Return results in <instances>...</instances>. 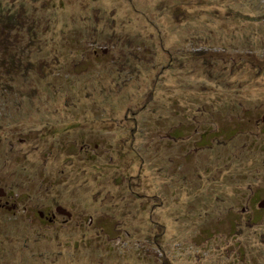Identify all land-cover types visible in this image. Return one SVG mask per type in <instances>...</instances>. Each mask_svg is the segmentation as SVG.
Masks as SVG:
<instances>
[{"label": "rangeland", "instance_id": "1", "mask_svg": "<svg viewBox=\"0 0 264 264\" xmlns=\"http://www.w3.org/2000/svg\"><path fill=\"white\" fill-rule=\"evenodd\" d=\"M1 16L0 264H264V0Z\"/></svg>", "mask_w": 264, "mask_h": 264}, {"label": "water", "instance_id": "2", "mask_svg": "<svg viewBox=\"0 0 264 264\" xmlns=\"http://www.w3.org/2000/svg\"><path fill=\"white\" fill-rule=\"evenodd\" d=\"M260 205L263 207V206H264V201H262ZM58 211H59L60 213H64V214H67V215H71V214H70L67 210H65L63 207H59V208H58ZM42 215H43V213H42Z\"/></svg>", "mask_w": 264, "mask_h": 264}, {"label": "trees", "instance_id": "3", "mask_svg": "<svg viewBox=\"0 0 264 264\" xmlns=\"http://www.w3.org/2000/svg\"><path fill=\"white\" fill-rule=\"evenodd\" d=\"M11 19H12V18H11ZM3 20H6V19L3 18V17L1 16V17H0V21H3ZM6 22H7V21H6ZM9 22H14V21H13V19H12V20L9 19ZM2 43H3V41H2ZM2 43L0 42V45H1V46H4ZM5 48H6V47H5Z\"/></svg>", "mask_w": 264, "mask_h": 264}]
</instances>
